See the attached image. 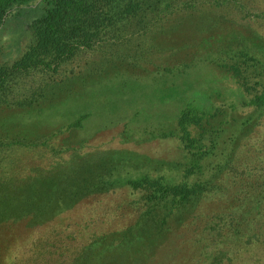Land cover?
Returning a JSON list of instances; mask_svg holds the SVG:
<instances>
[{
    "label": "trees",
    "instance_id": "obj_1",
    "mask_svg": "<svg viewBox=\"0 0 264 264\" xmlns=\"http://www.w3.org/2000/svg\"><path fill=\"white\" fill-rule=\"evenodd\" d=\"M32 1H36L37 8L34 10L35 17L23 30L26 41L20 57L11 64H0V112L32 110L41 106L48 92L57 89L63 92L66 87L60 86L64 81H57V76L67 78L85 70L93 74L96 69L89 65L88 56H107L106 50L101 49L102 44L115 46L127 43L128 46L134 37L151 35L166 14L198 5L225 7L232 4L240 10L244 6L242 0H0V30L13 13L29 7ZM225 38L227 41L221 45L227 44L216 47L214 54L203 56L202 62L223 70L224 75L234 81L239 93L226 98V93L219 89L210 95L200 92L191 80L193 59H188L191 63L186 61L164 69L166 73L176 70L185 78L184 85H147L143 89L150 90L149 93L144 91V94L139 93L135 99L132 96L123 103L130 105V109H136L133 115L137 122L143 121V118L151 119L146 109H164L176 103L174 113L161 118L165 124L162 138L176 142L175 147L181 152L182 168L173 175L137 174L120 178L117 182L122 189H126V194L122 205L115 209L123 211V217L131 223L123 234L137 238L142 234L159 235L168 229L173 217L201 206L203 211L193 213L200 218L196 219L199 220L196 226L200 245L198 259L204 264H251L244 260L236 263L231 254L238 255L243 251L247 255L258 251L262 259H255L252 255L247 257H251L254 263L264 264V158L257 156L264 153V142L251 143L261 134L264 138V120L260 122L264 116V48L250 44L254 41L243 36ZM153 48L148 47L147 56L152 55ZM133 51L131 59L143 57L141 48ZM78 60L84 61V64H77ZM102 70L103 67L98 71ZM34 77L38 80L40 77L35 88L21 93V81ZM114 77H119L118 73ZM124 80L122 85L119 84L122 91L128 86V79ZM171 97L176 101H172ZM106 105L109 109L114 108L116 103L109 101ZM88 106L91 109L77 112L74 120L67 121L65 131L82 129L94 122L92 120L99 112L92 104ZM106 116L97 117V120L103 121ZM5 119L0 121V156L15 149L23 151L38 145L52 156L65 151V148L57 149L48 141L33 145L25 133L2 136L6 133L2 129L6 131L4 126L9 124ZM161 119L156 120L160 122ZM250 126L252 149H249V157L234 160L231 157L234 142L243 129L247 130ZM57 136L55 132L52 138ZM249 158L251 160L248 161ZM36 170L35 173V168L32 169L33 175L20 184L14 182L15 178H3L4 174L0 173V264L87 263L91 255L66 252L69 248L66 242L46 236L31 241L18 256L8 258L5 253L3 247L10 245L6 238L16 225L7 218L15 208L10 194L20 193L23 188L36 186L42 181L43 184L48 177L41 176L40 168ZM96 187L98 183L94 189ZM223 200L230 204L226 209L221 204ZM64 201L59 195L49 202L62 207L60 203ZM24 208L20 210L23 217L28 211ZM38 208L34 207L30 212ZM47 213L48 210L45 213L39 211L34 215L41 214L44 218ZM102 234L108 237V241L109 238L115 239L114 234ZM105 237L92 236L86 247L93 250L99 242L105 241ZM69 238L75 240L74 236ZM245 247L253 250H246Z\"/></svg>",
    "mask_w": 264,
    "mask_h": 264
},
{
    "label": "rangeland",
    "instance_id": "obj_2",
    "mask_svg": "<svg viewBox=\"0 0 264 264\" xmlns=\"http://www.w3.org/2000/svg\"><path fill=\"white\" fill-rule=\"evenodd\" d=\"M242 2L243 10L232 4L225 7L209 4L166 14L152 34L149 33L151 35L134 37L128 46L127 43L115 46L102 44L101 49L106 50L107 56H88L89 65L96 69L93 74L85 70L81 74L68 75L67 78L57 76V81H64L60 86L66 87H63V92L62 89L48 92L41 106L32 110L0 112V121L6 118L5 121L9 122L4 126L6 131L2 129L6 132L2 136L26 134L33 145L48 141L57 149L65 148L64 152L53 156L39 145L23 151L15 149L0 156V173L4 174L3 178H15L16 184L32 176L31 170L34 168L35 173L36 168H40L41 176L48 177L43 184L42 181L36 186L23 188L20 193L10 194L15 208L7 218L16 225H13L12 234L6 238L10 245L3 247L8 258L18 256L31 241L46 236L66 242L69 247L66 252L76 254L78 251L91 255L90 260L83 264H204L198 259L200 245L196 226L199 220L196 219L200 218L193 216V213L203 211L201 206L197 205L187 214L173 217L168 229L159 235L142 234L136 238L123 234V230L131 223L123 217V211L115 209L122 205L126 194V189H122L117 181L137 174L173 175L182 168L181 152L175 147L176 142L162 138L165 124L161 118L172 115L176 103L171 102L164 109H146L151 119L143 118L140 122L134 119L136 109H130V105L123 103L132 96L135 99L139 93L144 94L143 88L147 85H184L185 78L178 75L176 70L166 73L164 69L191 59V80L196 83L197 90L210 95L219 89L226 93V98L239 93L234 81L226 77L223 70L207 66L202 62V57L214 54L216 47L226 45H221L226 40L225 36H243L254 41L250 44L264 48V0ZM36 8V1H32L29 7L13 13L2 26L0 64H11L20 57L26 41L23 30L35 17ZM149 46L154 47L151 56H147ZM140 48L143 57L131 59L135 53L133 50ZM77 64L82 65L84 61L78 60ZM102 67L103 70L98 71ZM116 73L119 77H114ZM110 79H113L112 82H109ZM124 79H128V86L122 91L119 84L122 85ZM39 80L37 77L22 80L21 93L32 91ZM170 99L175 100L174 97ZM109 101H115L114 108L106 109ZM89 104L98 110V118L108 115L106 119L100 121L95 117L92 124L82 129L65 131L67 121L74 120L78 116L77 112L91 109ZM41 109L43 112L39 113ZM159 118L161 121L157 122ZM263 120L264 116L260 122ZM245 130L234 142L231 151L234 160L247 159L251 151L249 149H252L251 143L264 142L260 133V138L256 141L252 139L250 143L252 127L246 133ZM55 132L58 136L52 138ZM257 156L264 158V153ZM101 181L104 183L100 184ZM97 183L98 187L94 189ZM59 195L65 200L60 203L62 207L49 202L52 197ZM221 204L225 209L230 205L226 200L221 201ZM34 207L40 208L30 212ZM23 208L28 210L24 217L20 216ZM47 210L44 218L41 214L34 215ZM102 233L114 234L115 239L109 238L108 241V237ZM70 236H74L75 240L70 239ZM92 236L105 237V241L99 242L93 250L86 247ZM236 254H231L236 258V263L244 260L246 263L258 264L247 257L250 255L262 259L258 251L247 255L243 251Z\"/></svg>",
    "mask_w": 264,
    "mask_h": 264
}]
</instances>
